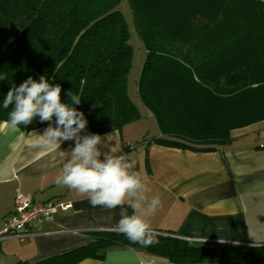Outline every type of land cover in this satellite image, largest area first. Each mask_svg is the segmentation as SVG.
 I'll return each mask as SVG.
<instances>
[{
    "label": "trees",
    "instance_id": "obj_1",
    "mask_svg": "<svg viewBox=\"0 0 264 264\" xmlns=\"http://www.w3.org/2000/svg\"><path fill=\"white\" fill-rule=\"evenodd\" d=\"M126 1L145 51L137 96L160 132L149 144L210 152L230 141L232 130L264 121V0ZM120 3L0 0V75L7 77L0 80V121L12 109L3 108L9 89L41 75L61 86V102L83 112L91 133L137 121L141 109L125 84L132 47ZM69 91L79 105H71ZM47 123L36 117L20 126ZM154 232L159 242L144 247L115 229L98 231L85 248L36 264H78L115 247L173 264H264V245L188 242Z\"/></svg>",
    "mask_w": 264,
    "mask_h": 264
},
{
    "label": "crops",
    "instance_id": "obj_2",
    "mask_svg": "<svg viewBox=\"0 0 264 264\" xmlns=\"http://www.w3.org/2000/svg\"><path fill=\"white\" fill-rule=\"evenodd\" d=\"M137 105L156 124L140 101ZM47 126L33 130L19 126L20 131L14 132L0 121V233L14 211L17 195L29 196L34 202L61 201L71 207L32 225L34 236L22 242L1 241L0 264H36L85 248L93 241L92 233L113 230L120 219L119 208L93 207L86 197L56 185L64 163L59 151L68 150L74 142H62L60 150L33 148L32 132L43 134ZM128 126L131 124L114 131L116 143L120 154L132 163V170L145 179L146 195L161 200L160 209L148 218L154 231L188 242L264 245V121L232 130L231 140L210 152L149 144L160 136L157 124L154 131L139 130L137 138L132 133L125 135ZM90 133L87 124L81 135ZM114 144L105 142L101 151L107 152ZM97 255L99 258L90 257L100 264H173L129 247L108 248Z\"/></svg>",
    "mask_w": 264,
    "mask_h": 264
},
{
    "label": "clouds",
    "instance_id": "obj_3",
    "mask_svg": "<svg viewBox=\"0 0 264 264\" xmlns=\"http://www.w3.org/2000/svg\"><path fill=\"white\" fill-rule=\"evenodd\" d=\"M6 78L0 75V80ZM66 95L71 105L80 104L78 95L71 91ZM10 105L12 109L3 125L14 132L20 131V125L31 124L36 117L41 123L48 122L43 134L32 132L30 144L33 148L60 150L62 142H74L68 150L59 151L64 163L55 178L57 186L86 197L93 207L100 206L109 211L119 208L120 219L115 230L131 242L144 247L159 242L148 218L160 209L161 200L158 196L149 198L146 195L145 179L133 171L132 163L120 154L114 131L103 138L94 133L81 135L87 125L83 112L61 102V86L49 83L43 75L38 82L29 76L18 87L10 88L3 100V108L8 109ZM111 141H115L114 146L102 152L101 146ZM79 264L100 262L85 257Z\"/></svg>",
    "mask_w": 264,
    "mask_h": 264
},
{
    "label": "built area",
    "instance_id": "obj_4",
    "mask_svg": "<svg viewBox=\"0 0 264 264\" xmlns=\"http://www.w3.org/2000/svg\"><path fill=\"white\" fill-rule=\"evenodd\" d=\"M14 211L4 221V228L0 233V242L16 239L22 242L34 236L30 228L35 223L51 220L57 211H67L69 203L48 200L44 203L34 202L29 196L17 195L14 200Z\"/></svg>",
    "mask_w": 264,
    "mask_h": 264
},
{
    "label": "rangeland",
    "instance_id": "obj_5",
    "mask_svg": "<svg viewBox=\"0 0 264 264\" xmlns=\"http://www.w3.org/2000/svg\"><path fill=\"white\" fill-rule=\"evenodd\" d=\"M119 9L124 13L125 18L128 21V25L130 29L129 44L132 47V61H131L130 69L126 76V83H125L127 88V95L132 102H134L135 104H139V98L137 96V82L141 73V68H142L141 66L145 60L144 46L142 44L141 39L137 35L135 36L134 30L133 28H131L129 24L132 22V20H131L128 2L126 0H121ZM248 35H251V33H249ZM140 114L141 117L139 121L135 122L134 124H131V126L124 128L126 136L130 137V133H132L137 138L140 135L139 130L141 131L142 128L151 131L155 130L157 122L156 124H154L153 119L143 116L142 112H140ZM147 114L151 115L148 110H147ZM134 131H137V133H135Z\"/></svg>",
    "mask_w": 264,
    "mask_h": 264
},
{
    "label": "water",
    "instance_id": "obj_6",
    "mask_svg": "<svg viewBox=\"0 0 264 264\" xmlns=\"http://www.w3.org/2000/svg\"><path fill=\"white\" fill-rule=\"evenodd\" d=\"M210 242H212V241H210Z\"/></svg>",
    "mask_w": 264,
    "mask_h": 264
}]
</instances>
